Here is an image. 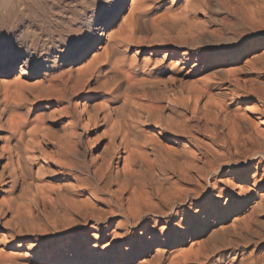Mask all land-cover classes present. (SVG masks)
Listing matches in <instances>:
<instances>
[{
	"label": "bare ground",
	"instance_id": "1",
	"mask_svg": "<svg viewBox=\"0 0 264 264\" xmlns=\"http://www.w3.org/2000/svg\"><path fill=\"white\" fill-rule=\"evenodd\" d=\"M81 1L0 0V39L20 28L53 38L43 22L63 4L85 23L59 49L0 48L1 75L22 61L51 77L32 99L0 90V264H264V40L242 50L253 53L243 76L164 77L162 63L120 55L165 46L172 73L193 57L195 67L203 56L172 48L188 16L155 17L150 0H102L87 13ZM253 1L264 17V0ZM75 86L78 111L65 105ZM49 235L58 238L42 244Z\"/></svg>",
	"mask_w": 264,
	"mask_h": 264
},
{
	"label": "rangeland",
	"instance_id": "2",
	"mask_svg": "<svg viewBox=\"0 0 264 264\" xmlns=\"http://www.w3.org/2000/svg\"><path fill=\"white\" fill-rule=\"evenodd\" d=\"M84 1L86 4H84ZM130 1L131 0H128L127 4H130ZM169 1L170 0H150L148 1L149 4L146 5V7L150 11L153 10L157 12L155 15H153L155 17H168L171 16L173 12L182 11L183 14H179V17L188 16L190 18L189 23L183 29L185 32L187 31L188 33L186 35V40H179V43L172 48H179L180 51L188 48L195 52L194 56L196 55L203 56L202 59L196 63L197 65L195 67H191L193 66V64H195V60H194L195 57H193L192 59H190L189 62L185 64L186 65L185 68L180 73H177V71H174L175 73H172L173 71L171 68L173 65L172 63H174L172 60H174V58L168 57L167 59H165V61H163L162 56L160 55V52L162 53L165 51V46L155 48V50L153 51L154 53L153 55L145 54V51L149 52V50H143L136 57L135 55H133L134 52L131 49L127 51L126 54L120 55L121 58L123 59L125 58L127 60L131 59L133 63L137 64V66L139 67L143 66L145 60L151 63L152 65L157 64L156 62L162 63L163 66L167 67L166 69L167 72L165 71L166 73H164V77H183V74L188 72V70L192 69V71L189 73L190 80L210 79L212 77L218 76L219 74L218 70L223 67L226 68L233 67L235 69L242 70L245 62L248 59H250V57H252L253 54V53H247V55L239 57L242 50L244 48L249 49L250 46H253L254 44L256 45L258 42H262L264 40V17H261L259 13L258 3L254 2L253 0H177L173 6H169L170 5ZM101 4H102V0H82L77 4V6L80 8L83 7L82 10L84 9L85 12L91 13L93 11H96V9L99 8ZM61 8L59 9V11L55 10L56 13L55 11L48 10V13L49 12L50 13L46 14V18H45L46 21L43 22L44 29H47L46 31H49V33L53 34L54 35L53 38H49L47 35H43L44 34L43 31H39V32L37 31L36 34L30 35L22 31L23 28L14 29L13 31L6 33L4 37L0 39V48L5 45L7 47L6 49L8 50L12 49L26 53L25 51L27 49L24 45L25 42L30 44L33 50L34 47L37 49L40 47L38 49L39 51L42 50L43 44L44 46L50 44L52 45L50 46V48L56 47L58 49L66 46L67 44H69L71 38L75 37L76 35L75 31H77V29L79 30L81 26L85 24L83 23L84 15H82V13L80 12H76L75 8L73 9L72 6L71 7L66 6V4H63ZM65 10H66V14L65 12H63ZM117 10L119 11V7H117ZM128 11H129L128 8H125L123 12L127 13ZM51 14L53 16H51ZM64 16L66 20H63ZM119 20L117 19L112 24L117 25L118 22H120ZM50 21L52 23H50ZM65 21L67 22V24ZM52 25H54V28ZM69 25L70 27L71 26L72 27L70 28ZM62 27L65 29H63ZM108 28H110V26ZM58 29H60V31ZM179 31L182 30L179 29ZM59 33H61V35ZM41 36L44 38L41 39ZM56 36L59 38H57ZM105 40L106 37H103L100 41L99 39H97V43L89 50L88 55L85 57L86 59L79 63L69 65V67L74 66L75 68L85 63L88 59H90L93 56L94 52L97 51V48L103 45V42ZM45 42L47 44H45ZM179 45L182 46L179 47ZM168 51L171 54L173 52V49H170ZM260 51L261 49H258L256 53ZM179 56L180 55H177V57ZM234 57L236 58V60L238 59V63L229 64V62H232ZM21 66H22V61L16 64L13 68L7 70V72L4 75L0 74V90L2 91L3 88H4L3 90H5V88L9 89L10 94L13 95L16 99L18 98L20 99L21 96L23 95L26 96L28 95V97L32 99L34 96H36L35 93L39 91L38 84H40V82L42 81L48 82V80L51 77H43V75H40V72H42L43 70H41L40 72L37 70L30 72L27 67L21 69L20 68ZM69 67L67 66L66 68ZM243 74H244V70H242L238 75L243 76ZM77 87L78 86H75L70 90V99H68V101L65 103V105L66 106L69 105L73 111H78L79 107H81L79 104L81 93L78 90H75ZM92 98H93L92 99L93 104L94 103L97 104L101 102V97L99 98L92 97ZM253 104L254 101H249L247 103L245 102L243 103V108L247 109L248 107H251ZM33 105L35 107V110H37V112H41L43 111V109L46 108L45 105H37V104H33ZM52 105L57 106L55 104ZM23 106L24 105H22L21 107ZM84 118H85V114H84ZM82 120H83V116H82ZM57 131L60 132L61 130L58 129ZM100 131H103V127H101ZM92 134H95V131L93 129H91V131L88 130L83 132L82 146L83 147L85 146L83 157L86 158L87 160H89L92 153L95 152V150L89 149L88 141H87L88 136ZM52 181L53 184L54 183L57 184L58 182H60L57 180H52ZM1 198L2 196H0V200ZM9 216L10 215H8V217ZM56 238L58 237H54V235H49L48 237L42 240V244L44 245L47 243L52 244ZM106 243L107 242H103L102 244H106ZM189 246L190 245H184L183 248L184 247L188 248ZM137 259H139L138 262H140L142 258L138 257Z\"/></svg>",
	"mask_w": 264,
	"mask_h": 264
}]
</instances>
